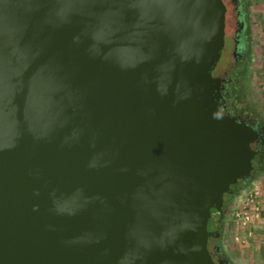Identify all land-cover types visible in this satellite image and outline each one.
<instances>
[{"label": "water", "instance_id": "1", "mask_svg": "<svg viewBox=\"0 0 264 264\" xmlns=\"http://www.w3.org/2000/svg\"><path fill=\"white\" fill-rule=\"evenodd\" d=\"M225 9L0 0V264H214L254 153L211 93Z\"/></svg>", "mask_w": 264, "mask_h": 264}, {"label": "flooded vegetation", "instance_id": "2", "mask_svg": "<svg viewBox=\"0 0 264 264\" xmlns=\"http://www.w3.org/2000/svg\"><path fill=\"white\" fill-rule=\"evenodd\" d=\"M222 1L226 7L227 26L224 29V37L227 38V41H224L219 58L211 70V75L216 78V85L211 93L214 95L213 100L219 114L233 117L234 120L247 126L254 135L250 144L254 153L250 159L251 168L249 172L230 184L229 191L222 194V202L219 208L211 207L209 209L210 216L206 224L208 230H217L218 232L217 235L212 234L207 238V248L214 264H232L218 243L219 235L229 200L237 190L242 188L264 167V118L250 98L251 94L246 84L251 60V33L256 29L253 24L260 23L256 13H253L254 0ZM227 14L231 17L229 20ZM230 28L231 33L228 36L227 30ZM220 214L221 219H219Z\"/></svg>", "mask_w": 264, "mask_h": 264}, {"label": "rangeland", "instance_id": "3", "mask_svg": "<svg viewBox=\"0 0 264 264\" xmlns=\"http://www.w3.org/2000/svg\"><path fill=\"white\" fill-rule=\"evenodd\" d=\"M227 18L228 20L231 18L229 14H227ZM225 26H227L226 18L224 20V29ZM256 29L251 33L253 49L251 48V60L246 84L251 94H249L250 98L264 118V26L262 29H259V27H256ZM230 33L231 28L227 30L228 36ZM224 41H227L226 37H224ZM256 183H260L259 198L263 213H261V216L263 215L264 217V167L250 181L246 182L242 188L237 190L236 194H233L224 214L225 220L218 243L232 264H264V228L262 227L264 222L258 221V224L247 231L245 228L235 224L232 218L236 197ZM234 232H237V235Z\"/></svg>", "mask_w": 264, "mask_h": 264}, {"label": "built area", "instance_id": "4", "mask_svg": "<svg viewBox=\"0 0 264 264\" xmlns=\"http://www.w3.org/2000/svg\"><path fill=\"white\" fill-rule=\"evenodd\" d=\"M259 184H254L235 199L232 218L235 224L245 228L247 231L257 224L261 218L262 208L259 198ZM235 238L237 237L235 236Z\"/></svg>", "mask_w": 264, "mask_h": 264}, {"label": "crops", "instance_id": "5", "mask_svg": "<svg viewBox=\"0 0 264 264\" xmlns=\"http://www.w3.org/2000/svg\"><path fill=\"white\" fill-rule=\"evenodd\" d=\"M254 3L255 5H253V9H254V12L253 13H256L257 15V18L258 20L260 19V23L259 22L257 23H254L253 26L256 28V27H259V29H262L263 26H264V0H254ZM262 10V11H261ZM261 11V12H260ZM263 214V213H262ZM260 222H264V217L263 215L261 216V219L259 220ZM258 224V223H257ZM256 225V224H255ZM261 226V225H259ZM262 227L264 228V225H262ZM235 233V232H234Z\"/></svg>", "mask_w": 264, "mask_h": 264}, {"label": "trees", "instance_id": "6", "mask_svg": "<svg viewBox=\"0 0 264 264\" xmlns=\"http://www.w3.org/2000/svg\"><path fill=\"white\" fill-rule=\"evenodd\" d=\"M252 178H253V177H252ZM252 178H251V179H252ZM251 179H250V180H251ZM250 180H249V181H250ZM236 192H237V191H236ZM236 192H235L234 194H236Z\"/></svg>", "mask_w": 264, "mask_h": 264}]
</instances>
